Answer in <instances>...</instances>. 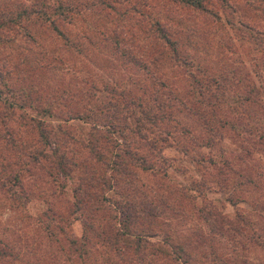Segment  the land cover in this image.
<instances>
[{"label": "rangeland", "instance_id": "rangeland-1", "mask_svg": "<svg viewBox=\"0 0 264 264\" xmlns=\"http://www.w3.org/2000/svg\"><path fill=\"white\" fill-rule=\"evenodd\" d=\"M1 1L15 6L19 2L29 4L31 0ZM76 1L84 5L80 11L85 22L78 21L82 29L92 18L88 9L92 0ZM227 1L229 7L224 8L220 1L210 0L212 9L220 16L218 22L204 12L167 0L150 1L152 7H144L146 15L127 11L133 14L126 20L104 22L105 25L100 20L102 34L115 33L130 57L145 62L144 70H132L105 56L97 64L86 61L88 56L68 61L70 53L64 54L67 59L63 64L46 65L43 61L38 69L39 60L65 48L44 23L30 25L39 45L26 41L21 34L14 36L15 43L0 45V65L7 64L9 76H18L23 69L30 71L42 95L63 103L56 108L58 114L80 109L78 105L86 93L90 98L97 96L98 101H105L109 98L108 87H121V82L126 81L130 89L137 87L135 93L150 88L151 98L158 95L169 103L184 100L195 110L203 107L211 110L210 121L216 126L217 135L209 144H206L209 135L199 116L179 108L167 109L171 115L160 122L159 131L144 125L150 131L149 137L156 135V131L168 135L161 144L169 176L136 173L134 222L130 232L151 239L150 244L161 245L168 234L172 245L195 253L199 261L196 264H264V0ZM150 17L158 19L170 38L181 40L178 57L157 38ZM71 28L75 33V27ZM84 33L92 36L90 30ZM85 40H80L83 47ZM106 43L100 49L107 54L115 47L110 39ZM160 51L164 52L158 58ZM154 56L158 59L152 63L149 60ZM89 72L95 75V88L90 86L91 81H85ZM204 78L210 83L209 91L200 87ZM103 84H107L106 90ZM174 96L178 101L173 100ZM208 102L210 105H206ZM149 106L154 114L159 113L155 104ZM167 110L164 108L163 112ZM20 112L16 110L12 119ZM30 113L23 112L25 116ZM12 119L9 121L16 127ZM66 126L80 139L89 128L74 119ZM178 145L186 147L188 153L178 151ZM73 148L83 155L79 144L75 143ZM198 158L203 161L196 162ZM46 166V163L33 166L21 177L23 190L32 192L26 206L12 208L0 190V264H139L146 260L149 264H182L169 255L152 257L143 239L135 250L133 237L120 241L121 253L125 254L122 258L90 241L85 245L88 257L76 259L63 233L53 225L59 223L74 237L81 233L79 220L69 212L70 189L60 192L46 175ZM67 184L71 186L72 182L69 180ZM46 205L63 218L45 220L52 231L49 236L40 223ZM110 206V201L94 202L98 213L110 214ZM240 220L246 236L221 234L229 222L240 224ZM248 235L254 238L249 240Z\"/></svg>", "mask_w": 264, "mask_h": 264}, {"label": "trees", "instance_id": "trees-1", "mask_svg": "<svg viewBox=\"0 0 264 264\" xmlns=\"http://www.w3.org/2000/svg\"><path fill=\"white\" fill-rule=\"evenodd\" d=\"M150 1L154 0H92L88 8L92 18L86 22V27L80 29L78 21H84L80 11L84 5L80 1L31 0L29 4L19 2L14 6L0 0V45L15 43L16 34H21L26 41L39 45L34 33L35 29H32L30 25L44 23L55 34V37L62 41L65 48L57 53L52 52L49 57L39 60L36 63L38 69H40V62L43 61L47 62L46 65L49 63L63 64L67 59V55L64 54L70 53L68 61H74V58L86 59L88 56L86 61L97 64L102 56H105L132 70H144L147 69L145 62L130 57L125 48L121 46V39L117 38L115 33L102 34L98 25L100 20L102 23L126 20L133 14L129 12L146 15L144 7H152ZM167 1L204 12L216 22L220 19L218 13L212 9L210 0ZM218 1L221 2L220 6L229 7L227 0ZM150 21L157 38L167 45L169 52L172 51L178 57L179 48L182 45L181 40L170 38L158 19L150 17ZM241 23L242 21L239 24ZM228 24L231 25L232 22ZM71 27H75V33ZM85 30H90L92 36L85 34ZM82 38L86 39L85 47L81 45ZM109 39L115 49H111L106 54L100 48L104 47ZM160 52L161 55L158 58L164 51ZM156 57H152L149 61L153 63ZM30 65L35 68V63ZM8 71L7 64L0 65V190L5 193L11 207H24L31 200L32 192L23 190L21 177L25 172H29L31 167L46 163L45 173L59 191L64 192L67 187L70 189L72 201L69 212L70 214L73 212L75 214L73 216L81 224V233L78 237L65 231L59 223L53 224L65 236L67 247L76 259L81 261L88 257L85 245L90 241L107 247L122 258L125 254L121 253L120 241H127L126 239L133 237L136 244L135 250L139 249L138 243L143 239L147 242L148 251L149 254H153L152 257L169 255L175 260L179 259L182 264L199 262L195 258V253L184 252L183 248L172 245L168 234L164 235L166 240L162 242V245L150 244L151 239L141 238L137 233V235L132 234L130 226L134 222L132 213L135 210L133 203L137 190L136 173L141 171L159 173L162 177L169 176L167 174L168 160L162 154L161 144L168 138V135L162 136L160 132H157L160 130V122L171 115L167 109L179 108L192 115H198L204 130L209 135L206 144L212 143L217 135L216 126L210 121L211 110L207 107L195 110L186 101H178L176 96L173 100L178 102L175 103L159 99L158 95L151 98L153 89L150 88L142 89V95L135 93L137 87L131 88L132 91L128 87L129 81H126L121 82V87L107 88V84H103V89L107 88L109 92V98L105 101H98L97 96L90 98V95L86 93L84 100H81L78 105L80 109L72 110L73 112L65 110L58 114L56 108L63 103L42 95L33 83L30 71L23 69L18 76H9ZM88 77L85 81H91L90 86L95 88L96 85L93 83L95 75L89 72ZM205 80L204 78L203 82H200V87L209 91L210 83ZM94 90L93 94L96 92ZM149 99H151L149 103L155 104L158 108V114L153 113L154 109L149 106ZM164 108L167 111L163 112ZM18 109L21 110L20 114L12 119V115ZM27 111L32 113L25 116L23 112L27 113ZM10 119L16 127L11 125ZM73 119L89 125L84 138L75 137L66 126V123ZM145 124H148L150 130L156 127V135L149 137L148 132L150 131L144 127ZM75 143L83 148L85 152L83 155L79 154L78 149L73 148ZM178 151L183 154L188 153L187 148L182 145H178ZM198 159L196 162L203 161L202 158ZM211 160L209 158V161ZM69 180L72 182L71 186L67 184ZM106 193L108 195H105ZM109 201L110 214L96 211L94 202L104 204ZM48 211L49 215H47ZM42 215L44 219H41L40 223L49 236L52 231L48 226L49 221L45 220L55 221V219L62 220L63 218L48 205L42 211ZM240 222V224L229 222L228 227L221 231V234L233 232L239 237L244 235L242 220ZM252 238L254 235H248L249 240ZM256 238L257 236L254 242H257ZM181 255L184 257L181 258ZM146 261H140L139 264L143 262L149 264Z\"/></svg>", "mask_w": 264, "mask_h": 264}]
</instances>
